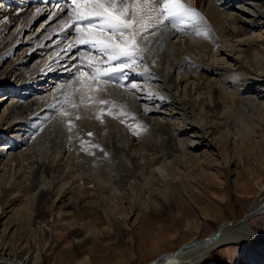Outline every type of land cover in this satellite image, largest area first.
<instances>
[{
	"label": "bare ground",
	"instance_id": "1",
	"mask_svg": "<svg viewBox=\"0 0 264 264\" xmlns=\"http://www.w3.org/2000/svg\"><path fill=\"white\" fill-rule=\"evenodd\" d=\"M65 1L0 0V264L39 262V253L27 250L23 240L38 241L65 222L57 203L75 211L69 233L80 248L89 236L85 227L107 233L123 208L129 217L139 206L160 207L154 190L163 198L177 191L188 199L186 190L207 189L202 180L218 179L219 170L211 171L215 147L245 142L236 127L243 111L254 113L259 124L253 126L264 123V0H183L200 18L180 31L166 21L141 32L135 68L108 83L101 78L100 92L77 91V74L93 71L90 52L84 55L92 47L78 43L75 27L68 26L69 10L59 11L71 2ZM252 30L257 32L237 54L216 63L230 40ZM94 53L97 63L107 59ZM229 165L226 160L227 174ZM20 199L22 204L11 206ZM255 210H264V195L245 216ZM95 222L105 226L97 229ZM215 232L149 264L197 263L222 244L254 236L247 222L218 238Z\"/></svg>",
	"mask_w": 264,
	"mask_h": 264
},
{
	"label": "rangeland",
	"instance_id": "2",
	"mask_svg": "<svg viewBox=\"0 0 264 264\" xmlns=\"http://www.w3.org/2000/svg\"><path fill=\"white\" fill-rule=\"evenodd\" d=\"M249 4L253 5L250 2ZM45 18V16L39 18L36 26L44 22ZM42 27L34 30L33 34L37 35ZM256 32L252 30L247 35L230 40L227 43L229 45H225V50L216 57L218 60L216 63L226 62L227 60L223 58L228 53L237 54L236 50L241 45L244 46L245 41L250 39V34L253 35ZM88 51L92 55L95 54L92 48L87 50L84 48V55H87ZM96 54H98L97 51ZM15 57L12 55V58ZM135 66L136 64L130 68ZM11 90L13 88L10 87L8 91ZM14 95L16 99L17 94ZM253 114L250 109L244 110L238 120L240 127L236 126L245 136L244 144L228 141L213 150L215 168L211 171L219 170L218 179L202 180V186L207 189L186 190L188 199L177 191L174 195L163 198L159 190H154L152 196L160 202V207L150 206L144 210L142 206H139L129 217L127 208H123L118 215V225H108L107 233L102 231L103 233L97 235L92 234L88 226L85 227V234L89 236L87 243L80 248H75L69 233L72 230L70 216L75 211L65 206V202L57 203L56 209L66 213L65 222L52 227L51 235L46 230L45 237L41 239L39 235L38 241L23 240L25 248L35 254L39 253L40 260L37 264H149L158 256L176 251L182 244L209 236L226 222L242 218L250 208L251 202L264 195V123L255 127L258 120H253ZM230 126L231 131L234 132L233 124ZM31 131L32 129L29 130ZM203 150L204 148H199L197 152L202 153ZM226 160H230L228 174L223 168ZM202 161L203 159L201 164L206 166V163ZM86 181H90L89 178ZM80 182L76 181L77 184ZM86 187L92 189L93 183L89 182ZM75 192L76 190L72 187L70 193ZM23 202L20 199L12 202L11 206ZM50 209L47 202V213ZM48 219L52 218L48 216ZM94 224L97 225V229L105 226L99 225L98 222ZM247 224L254 234L252 239L239 238L231 243L222 244L209 251L199 262L183 264H264V213L250 218Z\"/></svg>",
	"mask_w": 264,
	"mask_h": 264
},
{
	"label": "snow or ice",
	"instance_id": "3",
	"mask_svg": "<svg viewBox=\"0 0 264 264\" xmlns=\"http://www.w3.org/2000/svg\"><path fill=\"white\" fill-rule=\"evenodd\" d=\"M65 8L73 18L68 26L75 27L78 43L90 45L92 49L107 57L97 63L89 54L88 66L92 67L93 71L77 74L81 84V89L77 91L87 88L89 91L100 92L103 91L99 87L101 78H104V83L122 78L124 69L135 63L134 57L138 51L137 37L141 32L166 21L180 31L182 24L200 18L199 13L187 7L183 0H71L63 8L58 6L59 11H64ZM71 47L70 44L69 48ZM99 63L106 64L107 67L101 68ZM89 79L96 81L95 88L87 83ZM131 87L135 88L136 85ZM99 102L108 103L105 100ZM72 106L79 105L74 103ZM62 114L69 115L67 112ZM69 127H74L71 121Z\"/></svg>",
	"mask_w": 264,
	"mask_h": 264
},
{
	"label": "water",
	"instance_id": "4",
	"mask_svg": "<svg viewBox=\"0 0 264 264\" xmlns=\"http://www.w3.org/2000/svg\"><path fill=\"white\" fill-rule=\"evenodd\" d=\"M260 212H264V210H263V211H261V210H255V211H253V212H251V213H248L246 216H244V217H242V218H240V219H238V220H234V221H230V222H226V223L222 224V225L219 226L218 229L216 230V232H215V234H214V238H218V236L221 234V232H222L224 229H226V228L232 227L233 225L240 224V223H244V224H246V222L249 220L248 218H249L250 216H253V215H255V214H259ZM247 225H248V224H247ZM207 239H208V238H206L205 241H206ZM202 241H203V240H195L194 242H189V243H187V244H182V245H180V246L176 249V251H175L173 254L176 255V254L180 253L182 250H184L185 248H187L188 246H191V245H193L194 243H201ZM157 259H159V258H157ZM152 264H154V262H153Z\"/></svg>",
	"mask_w": 264,
	"mask_h": 264
}]
</instances>
